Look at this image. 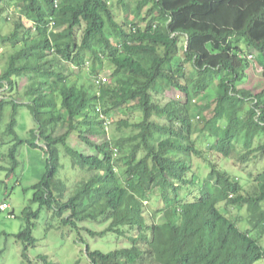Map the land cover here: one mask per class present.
<instances>
[{
	"label": "trees",
	"instance_id": "16d2710c",
	"mask_svg": "<svg viewBox=\"0 0 264 264\" xmlns=\"http://www.w3.org/2000/svg\"><path fill=\"white\" fill-rule=\"evenodd\" d=\"M135 2L0 0V23L11 22L7 34L0 26V90L13 94L25 87L21 102L27 101L11 94L0 100V123L12 105L0 148L9 142L5 137L14 142L6 154L12 166L0 165V171H8L9 179L19 166V146H40L46 169L31 202L73 226L109 223L94 234L128 236L130 245L116 250L87 249L86 264H255L264 259V169L245 193L236 174L215 160L200 182L192 160L204 157L199 143L244 163L264 155V90L239 85L253 65L242 55H264V0ZM117 6L126 19H119ZM185 64L193 77H187ZM172 88L185 100L161 103L158 96ZM21 105L35 121L28 139L16 130ZM123 109L116 128L130 131L110 135L104 115ZM76 137L94 153H85ZM62 151L71 162L67 173L82 175L66 199L70 186L58 178ZM185 189L193 190V200L181 198ZM155 191L163 205L154 210ZM244 207L251 229L229 215ZM23 215L27 223L16 237L26 258L37 241L32 220L39 211L27 207ZM39 259L59 264L44 255Z\"/></svg>",
	"mask_w": 264,
	"mask_h": 264
},
{
	"label": "rangeland",
	"instance_id": "374dc122",
	"mask_svg": "<svg viewBox=\"0 0 264 264\" xmlns=\"http://www.w3.org/2000/svg\"><path fill=\"white\" fill-rule=\"evenodd\" d=\"M112 4H117L118 0H111ZM131 6L135 5V0H129ZM119 19H126L125 13L120 6H117ZM133 15L128 13L127 19H132ZM2 18H0L1 20ZM25 23L28 21L24 19ZM9 21H2L0 26L2 27V32L7 34L10 31ZM185 41V39H183ZM181 41V45L184 42ZM244 47L246 45L242 43ZM3 47H0V74L4 67V62L2 61L1 53L3 52ZM183 54V53H182ZM258 67L247 68L246 69V82H242L239 85L243 88L250 89L254 93H259L264 90V76L262 75V68L264 67V55L255 52ZM76 70V67L73 66ZM87 72L86 69L83 70V74ZM184 72L187 77L193 75V69L189 64L184 65ZM101 74L106 75L107 72L102 71ZM193 77V76H192ZM85 81L89 82L91 79L84 78ZM90 83V82H89ZM19 90V92L10 93L9 90H0V100L3 98H10L11 95L20 102L25 103L24 100V88ZM11 94V95H10ZM157 97L156 95H154ZM161 99V103H165L169 100L184 101L185 94L179 89L172 88L168 90L163 95L158 96ZM214 99V97H212ZM214 101V100H212ZM215 103L211 104V108H214ZM122 111H112L109 115L105 114L104 117H109L111 123L109 125L110 135L118 134L122 135L127 131H117L116 123L122 117ZM12 112V105L9 104L6 110L5 118L0 123V136L5 130L7 123L10 121V113ZM18 125L16 127L18 135L23 139H28L31 137V130L35 127V121L31 114V111L25 105H21L18 111ZM210 117L209 115H203L202 117ZM99 119H103L99 116ZM201 126V125H200ZM120 133V134H119ZM196 137V136H195ZM94 141L98 142V137L90 136ZM9 142L5 145L1 144L0 148V165L5 167H11L12 161L6 156L8 150L12 148L14 142H10L11 137H5ZM80 148L87 154L94 153V150L87 143L76 137ZM78 148V147H77ZM79 149V148H78ZM199 149H204V157H198L193 155V172L200 175V182L203 181L204 177L207 176L210 171L209 161H216V164L220 168L227 169L230 173L236 174L242 183L244 184L245 193H248L252 189L253 183H255V177L264 169V155L261 156V152L257 156L249 157L252 158L250 162L244 163L239 161V158H225L220 154L213 153L206 150L205 146L199 143ZM17 159L19 161V166L16 168L14 174L7 178L8 171H0V206L3 203H8L10 205L9 209L2 210L0 208V264H41L39 259L40 255L48 257V260L53 263L59 264H77L78 262L86 264L89 259L87 256V249L90 251L101 250L103 252H109L116 250L120 247H124L130 243L128 236L119 237L114 233L107 232L104 235H97L93 232H102L108 227V222L105 221H92L84 220L78 221L77 226L67 224L63 222L61 217L54 214L53 210L47 208L40 209L39 203L31 202L33 193L35 191L34 185L39 183V180L45 172L46 165V154L45 151L39 147H31L29 145L23 144L19 146V152L17 153ZM5 157V159H3ZM208 159V161H206ZM62 167L58 174V178L63 181H67L69 190L65 199L70 194L69 191L73 189V184L80 181L81 174L78 175L77 172H68L65 166L71 167V162L69 157H65L62 151L61 156ZM67 175V177H66ZM192 174H189L191 178ZM187 194V196H185ZM158 192L155 191L154 197L152 198V208L155 210L159 206L163 205V202L157 196ZM193 190H182L181 198H187L189 201L193 200ZM30 207L34 212L39 211L38 219H33L36 224L32 229V235L36 238V243L28 247L27 257H23L24 253V243L16 237L27 223L25 215H23L24 210ZM264 207V203H262ZM14 212V214H11ZM229 215L233 218L239 219L240 227L242 229H251V225L248 223L249 213L247 207L239 209H233L229 211ZM67 215L64 216V218ZM147 217V216H146ZM255 218L261 219V215L258 213ZM159 221H163V217L158 218ZM147 221L150 223L151 214L148 215ZM130 235H137L136 231H132ZM257 236L256 234H254ZM261 244L264 246V236L260 240ZM130 245V244H129ZM255 264H264V259L256 262Z\"/></svg>",
	"mask_w": 264,
	"mask_h": 264
},
{
	"label": "clouds",
	"instance_id": "9594fccd",
	"mask_svg": "<svg viewBox=\"0 0 264 264\" xmlns=\"http://www.w3.org/2000/svg\"><path fill=\"white\" fill-rule=\"evenodd\" d=\"M187 46V45H186ZM256 52V51H255ZM255 52H253V54H248L247 56H245V55H242V57H246V58H248V59H250V60H252L253 61V65L251 66V68H255V67H258V63H257V60H256V55H255ZM260 54V53H259ZM264 68V67H263ZM263 68H262V71H263ZM261 71V72H262ZM246 75H247V73H246ZM245 82H246V80H245ZM102 117V116H101ZM200 116H197V118H199ZM106 118H109V117H106ZM109 121H108V125L107 126H109L110 125V123H111V121H110V119H108ZM3 209V208H2ZM3 210H5V209H3Z\"/></svg>",
	"mask_w": 264,
	"mask_h": 264
},
{
	"label": "built area",
	"instance_id": "2783aa9c",
	"mask_svg": "<svg viewBox=\"0 0 264 264\" xmlns=\"http://www.w3.org/2000/svg\"><path fill=\"white\" fill-rule=\"evenodd\" d=\"M104 80H105V77H104ZM2 208H3V209H7V208H9V204L4 203V204L2 205Z\"/></svg>",
	"mask_w": 264,
	"mask_h": 264
}]
</instances>
